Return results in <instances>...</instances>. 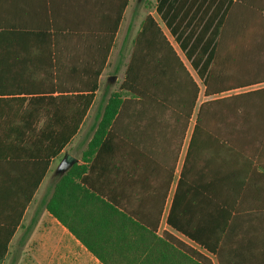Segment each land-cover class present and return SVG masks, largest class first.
<instances>
[{
	"label": "trees",
	"instance_id": "obj_1",
	"mask_svg": "<svg viewBox=\"0 0 264 264\" xmlns=\"http://www.w3.org/2000/svg\"><path fill=\"white\" fill-rule=\"evenodd\" d=\"M247 25L232 30L231 38L227 21L212 52L204 79L207 99L197 110L166 218L170 228L213 255L218 264H232L225 259L236 253L228 244L234 241L236 215L247 208V202L252 206L260 182L264 186V87L229 93L264 83V50H252L264 47V35L252 38ZM143 41L149 46L146 71L135 75L139 60L134 50L121 91L110 96L83 152V163H75L60 177L45 207L101 264H214L211 257L170 232L157 235L200 87L151 17L135 40L136 48ZM15 42L18 38L13 32H0V44ZM244 46L250 50L241 49ZM3 72L0 68V79ZM124 94L130 97L125 100ZM93 99L94 92L85 96L83 117ZM130 105L133 113H127L126 120L124 109ZM82 116L69 133H45L43 128L35 132L34 127L13 135L17 143L34 137L38 143L47 142V148L35 157L43 168L27 204L51 160L76 134ZM34 120L38 125L41 119ZM47 121L54 125L61 119ZM98 205L102 224L107 220L104 225L139 227L155 240L88 241L77 228L78 221L85 213L89 223L84 228L91 230ZM9 243H5L0 264Z\"/></svg>",
	"mask_w": 264,
	"mask_h": 264
},
{
	"label": "crops",
	"instance_id": "obj_2",
	"mask_svg": "<svg viewBox=\"0 0 264 264\" xmlns=\"http://www.w3.org/2000/svg\"><path fill=\"white\" fill-rule=\"evenodd\" d=\"M149 17L157 23L196 83L191 69L204 84L211 67L212 52L227 21L231 24V38L232 30L243 28L245 23H248L247 34L252 38L264 35V0H0V32H13L18 38V42L0 44V68L5 71L0 79V260L6 241H10L2 264H6L28 215L34 212L18 240L27 241L42 207L57 223L55 237L51 232L50 240L58 237L59 241H69L68 237H71V241H78L100 263L47 211L45 203L61 177L57 168L64 155H71L69 149L83 152L87 149L110 96L121 91L134 50H137L139 60L135 75L140 76L146 71L149 46L143 41L136 48L135 40L143 32ZM148 28L155 31L153 25ZM241 49L250 50V47ZM254 49L264 50V47ZM92 92L94 99L83 117L85 96ZM123 97L126 100L130 96L124 94ZM196 107L197 104L194 112ZM133 109V105L129 109L125 107V118L127 113L129 116L133 113ZM81 116L83 120L76 134L61 154L51 160L27 204L43 168L35 157L37 151L41 153L47 148V142L38 143L34 137L29 142L17 143L13 135L30 132L34 127L35 132L43 128L45 133L55 130L69 133ZM37 117L41 120L35 125ZM51 117H57L61 122L50 125L47 119ZM21 119L27 120L19 125ZM77 163H83L82 158ZM50 181L54 184L43 189ZM176 183L175 187L174 183L172 185L173 194ZM172 188L158 227V237L168 231L211 257L216 264L213 255L167 225ZM251 202L252 206L247 202V208L236 215L234 241H228L236 253L225 259L227 263H264V186L261 182ZM94 213L91 230L84 228L89 223L85 213L78 221L77 228L88 241L155 240L139 227L130 228L118 223L104 225L107 220L102 224L99 215L103 212L99 205ZM14 228L16 231L10 236Z\"/></svg>",
	"mask_w": 264,
	"mask_h": 264
},
{
	"label": "rangeland",
	"instance_id": "obj_3",
	"mask_svg": "<svg viewBox=\"0 0 264 264\" xmlns=\"http://www.w3.org/2000/svg\"><path fill=\"white\" fill-rule=\"evenodd\" d=\"M191 71L194 74V77L200 87V93L197 100V107L195 112L193 113L188 133L185 138V144L181 153L180 163L177 167L174 187L179 177L183 158L187 148V143L189 141V137L191 135V131L195 122L197 110L200 104L207 99L204 95L205 86L202 80L200 79V77H198L193 69H191ZM260 87H264V83L246 89L231 91L229 93H237L244 90L256 89ZM68 153L81 160L83 150L69 149ZM53 184V181L47 182L43 189L46 190L48 185L52 186ZM174 187L172 188L171 196L173 195ZM33 213L34 212L28 215V218L24 226L22 227L18 240L26 230V227L30 224ZM56 224L57 223L55 219H53L48 213H45L44 207H42L38 222L36 223L31 233L28 235L29 237L27 238V241H14L12 251L6 261V264H101L98 263L90 254H88L78 241H71V237H68L69 241H59L58 237H56V239L53 238L50 240L48 237L50 236L51 232L54 236ZM215 261L216 264H218L217 260Z\"/></svg>",
	"mask_w": 264,
	"mask_h": 264
},
{
	"label": "water",
	"instance_id": "obj_4",
	"mask_svg": "<svg viewBox=\"0 0 264 264\" xmlns=\"http://www.w3.org/2000/svg\"><path fill=\"white\" fill-rule=\"evenodd\" d=\"M77 162L78 159L76 157L65 154L57 168V172L62 176Z\"/></svg>",
	"mask_w": 264,
	"mask_h": 264
}]
</instances>
